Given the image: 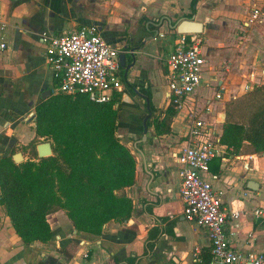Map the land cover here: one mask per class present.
I'll use <instances>...</instances> for the list:
<instances>
[{
  "label": "crops",
  "instance_id": "1",
  "mask_svg": "<svg viewBox=\"0 0 264 264\" xmlns=\"http://www.w3.org/2000/svg\"><path fill=\"white\" fill-rule=\"evenodd\" d=\"M119 2L122 0H0V18L6 24L0 30V160L33 141L31 115L44 100L43 93L54 88L41 40L44 32L61 35L97 26L107 42L125 54L126 66L135 63L128 76L127 69H121L126 79L122 101L131 106L139 95L142 99L151 95L155 110L162 87L169 103L163 79L167 59L182 35L175 26L194 17L203 24L199 35L204 44L211 46L207 55L203 46L208 63L204 86L196 98L201 108H210L202 117L213 125L220 140L227 103L264 84V13L255 26H246L254 7L264 8V0H198L192 17V0H123L134 14V21L129 22L115 19L114 6ZM246 86H252L251 90ZM132 107L136 114L141 113ZM173 119L171 133H178L182 141L181 122L176 115ZM172 145L166 150L144 151V158L137 159L136 184L125 190L134 203L131 221L112 230L106 226L105 238L78 233L70 222L56 218L53 223L48 219L52 240L26 245L1 203L0 190V264H116L114 257L119 264H129L130 258L133 264H197L196 256L202 260L206 254L211 256L207 232L185 219L178 197V150ZM215 175L219 178L214 179ZM204 177L216 190L224 191L226 207L241 213L226 226L236 233L235 248L249 254L263 251L264 215L257 217L254 211H264V153L245 142L239 153L229 150L214 159ZM250 181L257 183L258 190L248 188Z\"/></svg>",
  "mask_w": 264,
  "mask_h": 264
},
{
  "label": "trees",
  "instance_id": "2",
  "mask_svg": "<svg viewBox=\"0 0 264 264\" xmlns=\"http://www.w3.org/2000/svg\"><path fill=\"white\" fill-rule=\"evenodd\" d=\"M197 4L198 0H192L189 17L195 14ZM123 93H116L109 103L96 104L87 96L52 92L35 108L36 136L29 145L31 157L16 164L12 152L0 160L1 203L26 245L52 240L48 217L61 208L67 210L78 233L98 237L104 235L108 223L125 224L131 219L134 203L125 190L136 184L137 158L117 135ZM147 98L152 101L151 95ZM125 108L129 121L137 116L144 119L132 106ZM226 108L221 142L236 154L245 142L257 153H264V84L227 103ZM175 115L173 108L167 112L165 133L172 132ZM161 127L155 122L157 133L164 132ZM41 138L52 142V157L38 158L35 144ZM114 261L119 264L118 258ZM128 261L135 262L131 258ZM203 262L209 264L211 256L206 254Z\"/></svg>",
  "mask_w": 264,
  "mask_h": 264
},
{
  "label": "built area",
  "instance_id": "3",
  "mask_svg": "<svg viewBox=\"0 0 264 264\" xmlns=\"http://www.w3.org/2000/svg\"><path fill=\"white\" fill-rule=\"evenodd\" d=\"M263 13V7H254L246 26H255ZM5 29L6 24L0 18V30ZM41 40L53 78L58 82L52 89L54 94L87 96L96 104H106L116 93L124 91L122 52L107 42L97 26L61 35L44 32ZM203 46L204 39L199 34H182L166 62L168 105L176 112L183 133L177 154L181 181L179 199L186 221L195 229L207 232L211 244L209 264H264V249L258 254H249L235 248L236 233L226 226L241 213L226 207L222 200L224 191L216 190L204 177L210 172L213 160L222 158L230 149L221 142L213 125L202 117L210 108H201L196 98L204 86V68L208 63ZM1 48L5 49L6 44L2 43ZM251 87L246 86V90ZM216 96L222 97L219 91ZM254 214L261 217L264 211L258 209ZM194 261L205 264L197 256Z\"/></svg>",
  "mask_w": 264,
  "mask_h": 264
},
{
  "label": "rangeland",
  "instance_id": "4",
  "mask_svg": "<svg viewBox=\"0 0 264 264\" xmlns=\"http://www.w3.org/2000/svg\"><path fill=\"white\" fill-rule=\"evenodd\" d=\"M128 6L131 7L130 5ZM129 7L125 6L123 0L122 2H119L118 5L114 6L116 11L115 19L118 20L119 22H122V20H126V22H129L130 19L132 18V21H134V17H133L134 14L131 12L132 10ZM210 47H211L210 43L204 44L205 55H207V53L211 51ZM165 82L166 80L163 79L164 84ZM160 91H161L160 94H158L156 97V101L158 105H155V110L153 111L152 114V118H151L152 126L149 128L150 131L148 132V138L146 142L142 141L144 135L142 131L143 117L137 116V119L134 120H132L133 118H131V122L121 124L118 130L117 135L121 139L122 143L128 146L132 151H134L137 157H139L140 154L135 151L134 148L135 145L141 147L143 151L151 152L155 147L166 150V148H169L168 146L170 145V143H173L172 147L174 149H177L178 151L180 150V145L182 144V141H180V138L178 137V133H165V129L167 128L168 125L167 112L172 110V107L168 105L167 96L165 91H163V87L161 88ZM134 100L135 101L134 102L132 101L133 104L131 106H136L141 110L140 114L146 116L145 113H147V109H146L145 100H143L140 97L134 98ZM155 122H159L162 125L161 130L163 129L164 132L157 133L155 128ZM173 122L174 119L172 120V123ZM176 125L179 126V123H177ZM179 131L182 132L181 128L179 129ZM40 142L45 143L51 141H45L43 138H41L36 141L35 146L37 147L39 144H41ZM30 144L31 143H29L28 145H22L20 147H17L13 151L15 152V154L22 153L24 156V162H26L31 157L30 155L31 149H29ZM25 157H27V160H25ZM35 161L39 162L38 159H35ZM57 213H59V215H57ZM56 218H62L63 220H66V222H70V224L73 225L71 219L69 218L67 210L64 208H61L59 211L48 217V219L52 223L56 221ZM117 224L120 223L112 221L107 225H105V228L106 226H109L108 230H112L114 228H118Z\"/></svg>",
  "mask_w": 264,
  "mask_h": 264
},
{
  "label": "water",
  "instance_id": "5",
  "mask_svg": "<svg viewBox=\"0 0 264 264\" xmlns=\"http://www.w3.org/2000/svg\"><path fill=\"white\" fill-rule=\"evenodd\" d=\"M175 28L177 29L178 33L179 34H202L203 32V24L200 23V22H197L194 20V17L192 19H185V20H182L177 26H175ZM158 35V33H157ZM120 64H121V67L122 68H126L127 71H129L131 68H134L135 66V63H132L130 66H126V56L125 55H121L120 56ZM52 95V91L51 90H47L43 93V96L42 98L45 100L47 99L49 96ZM126 96V95H125ZM140 97V95H139ZM141 97H143V94H141ZM144 98V97H143ZM147 102H148V114L147 116L144 118L143 120V128H142V131L144 133L143 135V138H142V141L143 142H146L147 141V138H148V132L150 131L148 127V120L150 119V116H151V108H150V102L147 98ZM126 101L123 100L122 101V111H121V116H120V124L119 126H121V124H124V123H129L131 121L128 120V114H127V109L125 108V105H126ZM119 104L116 105V109L119 108ZM124 109V110H123ZM35 116V115H34ZM226 116L223 115V118H225ZM36 118L34 117V119L32 118L31 121H34L36 122ZM151 121V119H150ZM135 151L138 152L140 155L139 157L143 156L144 158V151L143 149H139V147L137 145H135ZM134 153V151H132ZM37 153H38V157L40 159H45V158H49V157H52L54 155V150H53V144L52 142H45V143H41L37 146ZM135 154V153H134ZM136 156V154H135ZM139 157L136 156V158L138 159ZM13 160L16 164H21L24 162V156L22 153H16L13 155ZM178 161V159H177ZM138 163V161H137ZM248 188L251 189V190H258L259 187H257V183L256 182H253V181H250L249 184H248ZM178 197H179V192H178ZM180 200V199H179ZM131 219L128 221L130 222ZM83 234V233H82ZM84 234H87V233H84ZM89 236H94V235H90V234H87ZM95 237V238H94ZM93 238L94 239H97L99 238L98 236H94ZM101 238H105V236H101ZM151 248H149V245H148V256H146V259L149 261L150 260V256H151ZM142 258H140V260L138 261V263L141 261L142 262ZM129 262V261H128ZM129 264H133V263H130Z\"/></svg>",
  "mask_w": 264,
  "mask_h": 264
},
{
  "label": "flooded vegetation",
  "instance_id": "6",
  "mask_svg": "<svg viewBox=\"0 0 264 264\" xmlns=\"http://www.w3.org/2000/svg\"><path fill=\"white\" fill-rule=\"evenodd\" d=\"M132 56H135V51H131V52H129ZM121 55H125V54H121ZM120 55V56H121ZM121 69H122V67H121ZM130 71V70H129ZM129 71H127V73H126V75L128 76L129 74H128V72ZM125 82H126V79L124 78V75H123V85H125ZM125 87V86H124ZM143 100H145V104H146V108L148 107V102H147V96L145 97V98H143ZM149 100V99H148ZM149 102H150V108H151V102L152 101H150L149 100ZM153 103V102H152ZM148 108H147V113L145 114L146 116H147V114H148ZM152 114H153V111L151 110V116H150V119L152 118ZM145 116V117H146ZM53 239V238H52Z\"/></svg>",
  "mask_w": 264,
  "mask_h": 264
}]
</instances>
